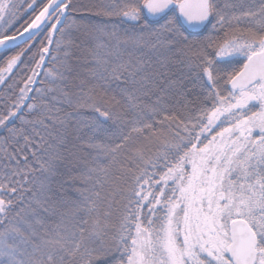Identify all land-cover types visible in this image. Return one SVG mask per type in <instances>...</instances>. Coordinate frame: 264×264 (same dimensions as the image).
<instances>
[{"label": "snow or ice", "instance_id": "6c2138e0", "mask_svg": "<svg viewBox=\"0 0 264 264\" xmlns=\"http://www.w3.org/2000/svg\"><path fill=\"white\" fill-rule=\"evenodd\" d=\"M0 264H264V0H0Z\"/></svg>", "mask_w": 264, "mask_h": 264}, {"label": "trees", "instance_id": "16d2710c", "mask_svg": "<svg viewBox=\"0 0 264 264\" xmlns=\"http://www.w3.org/2000/svg\"><path fill=\"white\" fill-rule=\"evenodd\" d=\"M22 22V21H21Z\"/></svg>", "mask_w": 264, "mask_h": 264}]
</instances>
